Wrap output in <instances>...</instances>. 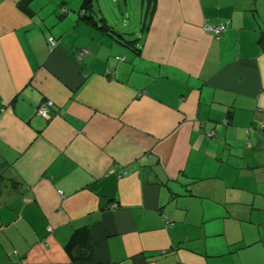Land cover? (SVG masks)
<instances>
[{
  "label": "crops",
  "instance_id": "1",
  "mask_svg": "<svg viewBox=\"0 0 264 264\" xmlns=\"http://www.w3.org/2000/svg\"><path fill=\"white\" fill-rule=\"evenodd\" d=\"M81 6L0 0V264H264V0Z\"/></svg>",
  "mask_w": 264,
  "mask_h": 264
},
{
  "label": "trees",
  "instance_id": "2",
  "mask_svg": "<svg viewBox=\"0 0 264 264\" xmlns=\"http://www.w3.org/2000/svg\"><path fill=\"white\" fill-rule=\"evenodd\" d=\"M153 1V2H152ZM155 0H147L150 13L153 11ZM82 10L80 16L101 29H109L110 27L103 21L102 17L94 18L91 14L93 10V0H82ZM120 36L121 34L118 33ZM130 42V41H129ZM66 251L69 255V264H86L92 258V242L86 227L75 229L68 242L66 243Z\"/></svg>",
  "mask_w": 264,
  "mask_h": 264
},
{
  "label": "rangeland",
  "instance_id": "3",
  "mask_svg": "<svg viewBox=\"0 0 264 264\" xmlns=\"http://www.w3.org/2000/svg\"><path fill=\"white\" fill-rule=\"evenodd\" d=\"M107 3L117 11L121 12V18L120 21L124 25H132V23H135L137 21L139 27V24H142L141 22H144L146 20V14H149L150 10L148 9L147 0H98V4L102 7L107 5ZM94 8L97 9V4L94 1ZM118 13V12H117ZM149 18V16H147ZM130 32V30L128 31ZM125 32L124 35L128 39L130 38H136L137 36L131 33Z\"/></svg>",
  "mask_w": 264,
  "mask_h": 264
},
{
  "label": "built area",
  "instance_id": "4",
  "mask_svg": "<svg viewBox=\"0 0 264 264\" xmlns=\"http://www.w3.org/2000/svg\"><path fill=\"white\" fill-rule=\"evenodd\" d=\"M224 29H225V23H221L218 25H212L209 23L203 24V30L215 38H220ZM56 43L57 41L54 38L52 37L48 38V44L50 46H54ZM84 53H85L84 50H78L76 52L77 58L80 59L84 55ZM53 105H54V102L52 100L47 99V100L41 101L36 107V114L42 118L48 119L49 112L51 108L53 107Z\"/></svg>",
  "mask_w": 264,
  "mask_h": 264
}]
</instances>
